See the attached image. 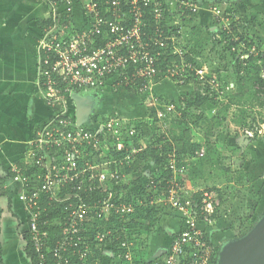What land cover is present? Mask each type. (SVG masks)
Masks as SVG:
<instances>
[{
  "label": "built area",
  "instance_id": "2783aa9c",
  "mask_svg": "<svg viewBox=\"0 0 264 264\" xmlns=\"http://www.w3.org/2000/svg\"><path fill=\"white\" fill-rule=\"evenodd\" d=\"M38 1L47 6L50 13L38 39L37 85L52 116L39 128L28 152L25 166H36V172L27 175L28 169L16 165L12 169L13 181L22 186L19 198L29 216L28 232L37 264H50L49 257L53 264H73L74 261V264H88L91 248L82 235L85 224L104 221L114 213L124 217L135 212V197L128 203L125 193L118 196L113 193L115 186L126 183L122 167L130 166L134 154L106 164L99 162L105 145L109 144L115 153H120L127 148L126 143L130 142L126 141L132 140L135 131L122 126L118 118L101 121L94 117L81 123L76 99L89 90L103 91L110 87L117 90L141 82L143 91H140L148 93L159 106L160 99L152 89L154 85L178 77L176 83L184 86L192 74L204 94L205 67L198 68L194 62H188L187 52L178 41L181 35L170 30L166 33L162 25L164 21L170 27L180 25L187 14H200L202 5L192 0ZM173 7L176 8L174 12ZM211 11L229 40L237 42L233 51L240 54L242 61L264 53L255 45L246 48L239 37L230 38L232 22L229 16H221L216 6L211 7ZM167 14L176 19L167 21ZM170 53L177 55L179 61L164 75L158 64ZM261 76L264 78V69ZM210 82L216 83L214 79ZM178 104L183 106L178 102L164 107L172 113ZM158 115L163 117V111L159 110ZM259 134L262 130L256 127L245 130L244 137L250 142ZM203 154L201 152L200 156ZM175 178L167 183L165 197L160 203L170 207L180 220L181 229L172 238L169 250L153 264H215L217 246L202 223L213 224V215L220 203L206 192L201 193V201L186 197L185 186ZM147 186L151 196L160 192L156 184ZM96 192L101 193L94 196ZM44 199L49 203H65L66 215L60 220L43 219ZM151 205L155 204L151 201ZM56 227L61 236L51 246ZM105 238L110 242L115 240L113 232L99 237L100 240ZM135 247L134 236L126 233L118 247L122 264H137Z\"/></svg>",
  "mask_w": 264,
  "mask_h": 264
},
{
  "label": "rangeland",
  "instance_id": "374dc122",
  "mask_svg": "<svg viewBox=\"0 0 264 264\" xmlns=\"http://www.w3.org/2000/svg\"><path fill=\"white\" fill-rule=\"evenodd\" d=\"M192 1L201 4L202 11L193 20L188 16L187 19L185 18L181 21V36L178 38V41L187 53L192 54L198 64L205 67L207 83L204 81L202 86H205L204 89L206 88L211 98L215 100L214 104L216 107L213 110L202 111L194 109L190 113L181 110V105L179 104L175 112L168 113L165 110V104L171 103V100L174 99L180 100L189 95V90H193L197 85L199 86L197 78H194V74L186 80L187 84L184 86H179L169 79L162 85H154L152 89L160 99L159 106L153 103L148 93L141 92L138 87L133 88L132 92H128L125 89H119L116 92L114 88H108L106 91L89 90L81 95L82 99H79L75 103V106H79V119L83 118L88 111H91L92 113L89 117L92 119L97 117L99 120L107 121L111 118H118L122 126L128 128V130H134L135 136L131 138L134 140L131 141L129 154H138L140 150H138L136 144L143 150L148 147L147 143L150 140L152 143L155 135H164L163 140L159 144H156L155 148H160L169 143V146H174L172 152H169L171 153V157H173L163 164L160 170L165 171L168 166H172L173 177H176L175 180L185 186L186 197L195 199L194 195L196 193L206 192L220 203L217 208V222L215 223L216 220H214L213 224L202 223V226L205 230H209L213 236L212 240L217 246L215 264H222L221 260L225 252L230 250L234 244L240 243L249 237L251 232L264 219V178H262L259 184L255 180L250 179L248 188L245 186L243 188L239 187L241 190L231 189L229 192V190H225V187L213 186L211 182L205 187H202L203 185L199 186V184L197 186L196 180L190 179L189 175H186V172L196 171L194 167L201 152L213 155L214 158L220 160L222 165L207 168L205 172H217L224 175L232 172V177L235 172H259L257 163L260 156L258 159L257 154L259 149H264V107L251 105L247 108L233 107L228 112L221 113L219 111L224 102H227L225 97L228 93L226 92H229L233 85V78L231 77L233 69L230 67V70H225V62L220 59V54H218V52H223L229 38L224 34L221 24L216 22V17L213 15L211 7H218L220 15L229 16L231 22L232 16H234L235 20L242 18L245 24H248L251 13L256 12L264 15V0ZM172 10L174 12L176 8L173 7ZM171 14L173 13L171 12ZM169 17L170 15L167 16V21ZM174 19L176 18H172L171 21ZM251 32L249 36L255 39V46H257L259 51L264 50V44L259 46L256 35H254L253 31ZM257 36L264 38L263 31L258 30ZM219 41L222 44L221 46L219 45ZM204 57L209 58V61L206 62ZM227 57L231 60V55L228 54ZM215 68L219 69V72H215ZM209 78H211V81L214 79L216 83H208L210 81ZM159 110L163 111V117L158 115ZM244 111L251 114L249 119L251 121L255 120L254 124L260 125V130H262V134H259L255 138L256 141L252 140L253 142L249 145H245L244 143L245 130L241 126L239 128V124L236 123L240 113ZM50 113L49 110H45L46 115ZM223 117H226V121L222 124L219 121ZM182 118L185 119L183 120ZM173 121H182L183 127H176L175 124L173 126ZM175 137L179 139L178 143L174 140ZM124 138L125 141L128 139L126 132ZM135 139H137V143ZM187 140L201 145L202 148L197 152L196 157L185 156L182 152L183 141ZM126 142H130V140ZM118 150L122 149L118 147ZM101 152L100 164L114 162L116 161L115 159L123 158L122 154H120L121 152L115 153V150L109 144L105 145ZM95 158L94 156L93 159ZM95 161L97 160L95 159ZM132 163L133 161L131 160ZM137 167L138 169L133 174V178L127 177L128 182L139 180L138 185L134 186L135 194L137 195V193L143 190L144 192L146 191V198L150 199V204L151 201L155 204L151 205L152 207L154 206L159 210L168 211L172 214L169 206H166L165 203H160V200H163L165 197L164 191L166 188L164 176L159 175L162 172L154 175L156 168L148 162L146 164L138 163ZM143 174L148 175V177L157 176L156 185L160 188L158 194L149 196L148 193L150 191L148 190V186L141 179ZM211 181L213 180L211 179ZM221 182H219L218 186L225 183ZM216 188L218 189L217 192Z\"/></svg>",
  "mask_w": 264,
  "mask_h": 264
},
{
  "label": "crops",
  "instance_id": "0c3cea01",
  "mask_svg": "<svg viewBox=\"0 0 264 264\" xmlns=\"http://www.w3.org/2000/svg\"><path fill=\"white\" fill-rule=\"evenodd\" d=\"M49 13L48 7L38 0H0V264H34L27 251L29 216L19 198L22 186L13 181L12 169L27 161L39 128L52 116L37 85L38 39ZM46 109L51 113L46 115ZM80 122L83 123V118ZM244 141L245 145L253 142ZM257 155L258 159L260 156L259 172H235L236 177L231 176L232 172L225 175L186 172V175L196 180L197 186L205 187L211 182L229 192L241 190L244 186L248 188L250 179L259 184L264 178V149H259ZM127 177L133 178V174L124 177V185L130 183ZM219 182L225 183L218 186ZM117 188L113 189L115 195L126 193ZM139 203L143 202L139 200ZM176 218L173 211L170 214L161 210L160 221L153 232L131 234L136 243L134 258L152 264L164 255L181 229V222ZM206 231L213 239L209 230ZM108 254L105 252L97 263L112 264L114 260Z\"/></svg>",
  "mask_w": 264,
  "mask_h": 264
},
{
  "label": "trees",
  "instance_id": "16d2710c",
  "mask_svg": "<svg viewBox=\"0 0 264 264\" xmlns=\"http://www.w3.org/2000/svg\"><path fill=\"white\" fill-rule=\"evenodd\" d=\"M168 15V14H167ZM199 15V14H197ZM194 14H187L184 16L182 20L190 16V18L193 20L194 17L197 16ZM172 17L170 16L169 19ZM148 20V17L146 18ZM262 20V22H260ZM150 24L153 26V17L151 16ZM164 26V29H166V33L170 30L173 34L180 36L181 33V24L175 25L173 27H170L169 24L164 21L162 23ZM166 26V27H165ZM232 36H229L230 38L233 36L239 37L240 42L245 43L246 48L251 47L255 45V39L253 37H250L249 34L253 31L254 35H256V39H258V45L264 44V38L257 36L258 30L263 31L264 35V15L259 13H251L250 20L248 24H245V21L240 18L239 20H235V17L232 16ZM178 29V30H177ZM257 29V30H256ZM226 35V33H224ZM168 35V34H167ZM170 42V46H171ZM219 45L221 46V42L219 41ZM237 42H233L232 40H229V43L224 46L223 52H218L220 54V59L224 61V68L225 70H230V67L233 69V72L231 73V77L233 78V85L231 86V89L225 97L226 103L224 102L223 106L220 108V112H228L231 108H247L251 105H255L257 107H264V78L261 76V73L264 69V53H260L258 56H250L249 60L242 61L240 58V54L237 51H233V47H236ZM172 51V48H170V52ZM244 51L243 53H245ZM231 55V60L227 57L228 54ZM227 55V56H226ZM177 55L169 54L167 55V58L163 56L162 63L158 64L159 70L165 75L167 72V69L173 65L174 62L179 61V58L176 57ZM187 58L186 60L188 62H194L198 68H201L202 66L196 62V60L193 58L192 54L187 53L185 55ZM255 58V59H254ZM178 59V60H176ZM229 59V60H228ZM206 62L209 61V58H204ZM254 60V61H253ZM260 63V64H259ZM167 65V66H166ZM250 68V69H249ZM247 69V70H246ZM215 72H219V69L215 68ZM192 74V73H190ZM217 74V73H216ZM178 77L171 78L169 80L173 82H177ZM211 78H209L210 80ZM168 79H165V81ZM141 82L132 83L128 86H121L119 89H125L128 92H132L133 88L138 87L141 91H143L142 86L140 85ZM177 84V83H176ZM187 84V83H186ZM162 85V84H161ZM178 85V84H177ZM111 88V87H110ZM202 87L196 86L193 88V90H189V95H186L185 97L181 98L180 100H171V103L177 104L178 102L182 103L183 106L181 107V110H185L186 112H192L194 109L197 110H213L215 106V100L211 98V95L209 94V91L206 89L204 94H202ZM106 91V90H105ZM115 92V93H116ZM157 95V94H156ZM77 106V105H76ZM78 111V107L76 108ZM242 114V115H241ZM249 117H251V114L247 112L240 113L238 117V121L236 122L242 127L243 130H253L258 125L254 124L255 120H250ZM183 120L185 118H182ZM200 119V118H199ZM103 121V120H101ZM226 121V117H223L219 122L224 123ZM253 122V123H252ZM177 123V124H176ZM173 126L175 124L176 127H183V122H175L173 121ZM260 128V125L258 126ZM173 135V133H172ZM258 136V135H257ZM256 136V137H257ZM164 138V135L154 136L152 143L151 140L147 143L148 147L146 149L141 150V147L136 144V147L138 150V154H134L132 156L133 163L129 166H125L122 169V173L129 175L130 173L135 174L136 170L138 169L137 164H146V162L152 164L156 168V172L154 175L159 174L163 175L164 185L167 186V183L172 180L173 178V168L172 166H168L165 171L160 170L161 166L165 164L171 157V153L174 146H169L170 144L167 143L164 146L160 148H155L156 144H159ZM134 140V139H132ZM131 140V141H132ZM176 143L179 140L177 137L174 138ZM254 139H250V142ZM130 143L127 144V148L129 149ZM137 139H135V142ZM182 141V140H180ZM179 141V142H180ZM138 142V141H137ZM136 142V143H137ZM125 148L120 153L122 154V157L129 154V150ZM201 145L194 144L190 142L189 140L183 141L182 145V152L185 154V156L190 155L191 157H196L197 152L201 150ZM199 155V154H198ZM181 160V159H180ZM25 163V164H24ZM23 167L25 169H28L29 172H26L27 175H31L33 172H36L37 168L36 166L27 167V161H24ZM222 166L219 159L214 158L213 155H209L208 153L203 154L201 156H198V161L195 165V172H205V169L211 168V167H217ZM33 171H32V170ZM142 177V176H141ZM150 178V179H149ZM140 179V178H139ZM145 181L146 184H157V176L148 177V175L143 174V177L141 178ZM139 180H136L135 182H130L127 185H124L122 182L118 186L117 189L119 190H125V200L128 203H131L132 197H135V212L126 216H118L115 213L106 218L104 221H90L85 224L82 230V235L85 237L86 242L89 244L91 248V254L88 256V264H95L96 262H99L102 260L104 253L106 252L114 261H112V264H122L121 261V249L118 247L120 246V243L125 240V234L130 233L134 234L136 233L138 236L140 234H148L155 230L157 227L159 221H160V212L161 210L155 209L156 207H152L150 204V199L146 198V191H141L140 193L135 194L134 191L136 185H138ZM122 184V185H121ZM101 192H96L94 196L99 194ZM83 194V193H82ZM84 195H86L84 193ZM151 197V195H149ZM194 198L198 201H201V193H196L194 195ZM47 199V198H46ZM143 202L142 204L139 203ZM148 200V201H147ZM42 207L44 209L43 213V219H55L58 218L59 220L63 218L66 215L65 212V203H59V202H53L49 203L47 200L42 201ZM218 217V211L216 210V213L213 215V219L216 220ZM58 227V226H57ZM54 229V236L51 238L50 245L53 246L54 243H56L61 236V232L58 228ZM108 232H113V236L115 240H109V238H105L103 240H100L99 237L103 234H107ZM120 237V238H119ZM27 242H28V254L32 258V261L34 264L38 263V258L35 254L34 247L31 241L30 234L28 232L27 234ZM135 252V250H134ZM159 259V258H158ZM157 259V260H158ZM137 264H145L143 261L135 259ZM50 264H53V260L49 257ZM74 263H76L74 261ZM73 263V264H74ZM98 263V264H99ZM153 264V262H152Z\"/></svg>",
  "mask_w": 264,
  "mask_h": 264
},
{
  "label": "water",
  "instance_id": "95a60500",
  "mask_svg": "<svg viewBox=\"0 0 264 264\" xmlns=\"http://www.w3.org/2000/svg\"><path fill=\"white\" fill-rule=\"evenodd\" d=\"M81 97H77L76 103ZM79 109V106H77ZM91 111L83 117V123L89 120ZM82 119V118H81ZM222 264H264V219L251 232L249 237L234 244L222 257Z\"/></svg>",
  "mask_w": 264,
  "mask_h": 264
},
{
  "label": "bare ground",
  "instance_id": "6f19581e",
  "mask_svg": "<svg viewBox=\"0 0 264 264\" xmlns=\"http://www.w3.org/2000/svg\"><path fill=\"white\" fill-rule=\"evenodd\" d=\"M221 9H223V8H221ZM225 13V12H224ZM225 15V14H224ZM199 16V15H198ZM187 19V18H186ZM194 22V21H193ZM166 27V26H165ZM216 27V26H215ZM189 28V27H188ZM166 30V29H165ZM178 30V29H177ZM219 36V35H218ZM237 36V35H236ZM213 39V38H212ZM184 41V40H183ZM215 42V41H214ZM186 43V42H185ZM191 45H193V44H191ZM38 47V46H37ZM260 48V47H259ZM177 57V56H176ZM188 57V56H187ZM186 57V58H187ZM177 58H179V57H177ZM205 58V57H204ZM188 59V58H187ZM255 59V58H254ZM176 60H178V59H176ZM254 61V60H253ZM205 63V62H204ZM217 64V63H216ZM260 64V63H259ZM167 66V65H166ZM214 69V68H213ZM250 69V68H249ZM247 70V69H246ZM193 80V79H192ZM141 85V84H140ZM149 97V96H148ZM258 109V108H257ZM211 111V110H210ZM198 114V113H197ZM92 115H94V114H92ZM253 123V122H252ZM260 123V122H259ZM199 126V125H198ZM262 128V127H261ZM128 129V128H127ZM138 135V134H137ZM153 135V134H152ZM136 138V137H135ZM239 140V139H238ZM137 142V141H136ZM110 148V147H109ZM227 150V149H226ZM228 152V151H227ZM102 153V152H101ZM18 164V163H17ZM21 166V165H20ZM23 166V165H22ZM34 167V166H33ZM32 170V169H31ZM10 171V170H9ZM33 171V170H32ZM29 172V171H28ZM150 179V178H149ZM199 180V179H198ZM122 185V184H121ZM5 187V186H4ZM161 187V186H160ZM148 201V200H147ZM25 237V236H24ZM146 244V243H145ZM141 250V249H140Z\"/></svg>",
  "mask_w": 264,
  "mask_h": 264
}]
</instances>
